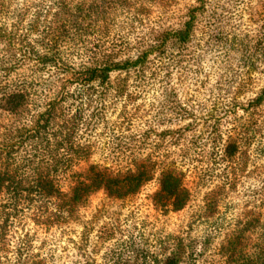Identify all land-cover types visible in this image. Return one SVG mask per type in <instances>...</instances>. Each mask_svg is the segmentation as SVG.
<instances>
[{"label":"trees","instance_id":"16d2710c","mask_svg":"<svg viewBox=\"0 0 264 264\" xmlns=\"http://www.w3.org/2000/svg\"><path fill=\"white\" fill-rule=\"evenodd\" d=\"M152 1H158V18L147 16ZM162 1L170 0H0V241L11 228L21 245L29 224L46 231L76 222L99 191L123 199L155 179L153 205L176 212L188 202L189 171L199 186L211 175L218 188L230 184L239 133L235 127L222 133L220 112L210 115L203 126L207 148L201 149L197 137L188 138L197 127L191 105L172 85L186 71L203 73L205 58L211 63L206 80L224 70L208 58L221 41V21L208 20L192 43L204 1L186 7L169 26L160 16ZM218 78L216 89L231 88V80ZM144 98L156 124L171 118L190 123L156 133L147 121L148 130H129L141 109L135 102ZM263 99L264 88L244 104L222 102L227 111L247 114ZM96 128L110 135L113 146L104 150L122 158V168L88 163L95 142L104 145L105 132ZM191 146L211 161L191 166ZM178 262L175 252L163 260Z\"/></svg>","mask_w":264,"mask_h":264},{"label":"rangeland","instance_id":"374dc122","mask_svg":"<svg viewBox=\"0 0 264 264\" xmlns=\"http://www.w3.org/2000/svg\"><path fill=\"white\" fill-rule=\"evenodd\" d=\"M203 1L205 9L196 13L197 25L191 40H198L208 20H220L216 27L221 26V41L213 43L214 51L208 58L224 70L215 69L206 80L204 76L211 75L207 74L211 63L205 58L208 64L203 73L186 71L185 77L180 82L174 79L172 85L179 100L191 105L197 127L188 138L197 137L201 149L207 148L203 126L211 121V116H217L215 113L220 112L222 133L235 128L239 133L230 184L218 188V180L211 175L199 186L189 171L185 179L188 202L176 212H163L153 205L155 179L123 199L99 191L79 211L76 222L46 231L29 224L25 228L29 229V237L21 245L12 238L11 228L0 241V264L16 260L19 264H163L164 258L174 252L178 254V264H264V99L247 114L239 109L227 111L222 102L232 98L244 104L264 88V0ZM152 2L147 16L158 18V1ZM162 2L160 16L168 26L179 22L186 7L199 5L196 0ZM220 75L221 79L232 81L230 89H216L214 79ZM132 88L129 85L128 89ZM149 103L145 98L136 100L141 109L127 125L129 130H148L149 123L159 133L190 123L189 119L177 122L171 118L156 124ZM216 106L222 110L214 111ZM110 121L113 125L117 120L112 117ZM96 129L105 132L100 138L104 145L95 142L88 163L107 165L112 170L122 168L123 159L116 155L112 159L104 150L103 146H113L110 135L104 129ZM149 138L153 139V135ZM193 149L191 146L188 152L191 166L211 161L209 156L199 158L196 154L204 156V152ZM218 167L215 171L219 174Z\"/></svg>","mask_w":264,"mask_h":264}]
</instances>
